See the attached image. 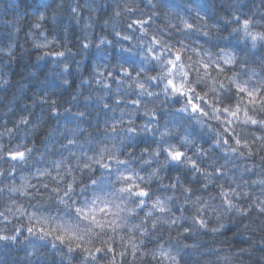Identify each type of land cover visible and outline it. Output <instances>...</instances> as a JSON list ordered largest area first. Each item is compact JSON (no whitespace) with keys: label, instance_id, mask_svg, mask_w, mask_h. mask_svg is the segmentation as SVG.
Here are the masks:
<instances>
[{"label":"clouds","instance_id":"9594fccd","mask_svg":"<svg viewBox=\"0 0 264 264\" xmlns=\"http://www.w3.org/2000/svg\"><path fill=\"white\" fill-rule=\"evenodd\" d=\"M0 264H264V0H0Z\"/></svg>","mask_w":264,"mask_h":264}]
</instances>
